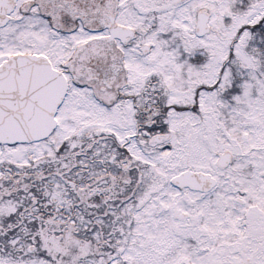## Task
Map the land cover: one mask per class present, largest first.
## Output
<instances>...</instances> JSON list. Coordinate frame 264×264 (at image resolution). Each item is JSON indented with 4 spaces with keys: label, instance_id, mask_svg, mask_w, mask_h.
Wrapping results in <instances>:
<instances>
[{
    "label": "snow or ice",
    "instance_id": "6c2138e0",
    "mask_svg": "<svg viewBox=\"0 0 264 264\" xmlns=\"http://www.w3.org/2000/svg\"><path fill=\"white\" fill-rule=\"evenodd\" d=\"M0 264H264V0H0Z\"/></svg>",
    "mask_w": 264,
    "mask_h": 264
}]
</instances>
